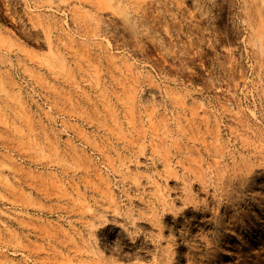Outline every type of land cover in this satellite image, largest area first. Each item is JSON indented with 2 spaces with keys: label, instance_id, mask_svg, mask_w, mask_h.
Wrapping results in <instances>:
<instances>
[{
  "label": "rangeland",
  "instance_id": "374dc122",
  "mask_svg": "<svg viewBox=\"0 0 264 264\" xmlns=\"http://www.w3.org/2000/svg\"><path fill=\"white\" fill-rule=\"evenodd\" d=\"M0 264H264V0H0Z\"/></svg>",
  "mask_w": 264,
  "mask_h": 264
}]
</instances>
